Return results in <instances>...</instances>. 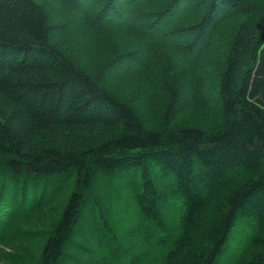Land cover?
Instances as JSON below:
<instances>
[{
  "label": "trees",
  "instance_id": "1",
  "mask_svg": "<svg viewBox=\"0 0 264 264\" xmlns=\"http://www.w3.org/2000/svg\"><path fill=\"white\" fill-rule=\"evenodd\" d=\"M100 170L137 174L162 231L171 177L179 230L162 264H217L241 223L264 264V0H0V178L21 183L0 192L2 236L24 235L58 177L73 188L37 264L65 262L89 204L113 235Z\"/></svg>",
  "mask_w": 264,
  "mask_h": 264
},
{
  "label": "rangeland",
  "instance_id": "2",
  "mask_svg": "<svg viewBox=\"0 0 264 264\" xmlns=\"http://www.w3.org/2000/svg\"><path fill=\"white\" fill-rule=\"evenodd\" d=\"M152 174L158 170L151 166ZM93 183V192L103 202L104 214L111 221L113 235L118 241L109 239L108 232L100 227L98 210L87 205L81 226L74 236L65 262L61 264H162L164 256L178 233L176 203L180 199L171 184V177L160 174L158 181L164 193L162 205L166 209L167 219H172L165 231L158 230L141 213L136 194L140 188L137 174L129 177L97 171ZM50 194L55 193L49 202L36 210L21 216L18 227L24 235L0 231V264H37L38 258L50 228L57 222L61 211L73 188V177H58L46 182ZM45 185V186H46ZM36 193L41 187L33 184ZM21 183L9 174L0 178V192L21 193ZM33 187L29 188V195ZM167 193V194H166ZM166 194V195H165ZM31 199V196H29ZM20 201H18L19 204ZM164 203V204H163ZM107 221L109 222V220ZM107 223V222H106ZM256 233L255 224L241 223L231 234L228 246L217 260V264H250L248 252L251 238ZM131 235L132 239H128ZM112 244V245H111ZM116 257L114 256H117Z\"/></svg>",
  "mask_w": 264,
  "mask_h": 264
}]
</instances>
